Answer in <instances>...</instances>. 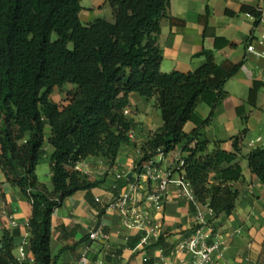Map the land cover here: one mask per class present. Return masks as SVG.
Instances as JSON below:
<instances>
[{
	"label": "trees",
	"instance_id": "obj_1",
	"mask_svg": "<svg viewBox=\"0 0 264 264\" xmlns=\"http://www.w3.org/2000/svg\"><path fill=\"white\" fill-rule=\"evenodd\" d=\"M105 1L112 20L98 17L83 24L79 0H0V170L30 206L27 248L33 258L25 262L15 257L17 234L4 231L0 264H55L56 256L49 250L51 214L66 197L94 185L75 169L78 162L100 155L112 165L121 147L130 143L133 122L124 114L130 107V93L153 99L161 119L140 145L137 166L182 144L181 150L187 152L185 178L195 198L208 201L215 216L234 208L237 190L231 183L241 177L239 164L233 162L236 155L217 144L203 154L209 141L198 139L197 128L209 122L226 96L225 81L238 71L242 60L216 63L211 51L202 50L199 54L205 60L196 69L161 72L160 21L182 23L169 15V0ZM240 11L252 15L254 24L259 22L256 8L241 5ZM208 15L206 10L199 17L205 30ZM227 43L214 36L215 47ZM65 84L72 89L66 102L59 104L50 94ZM261 87L264 83L254 81L248 91L253 107ZM199 103L210 109L205 118L195 112ZM236 112L245 123L243 109L238 107ZM188 121L197 127L190 134L183 131ZM47 127L51 191L34 172ZM245 132L244 127L233 138L235 151ZM246 159L264 186V148L251 150ZM213 173L217 178L210 181Z\"/></svg>",
	"mask_w": 264,
	"mask_h": 264
},
{
	"label": "crops",
	"instance_id": "obj_2",
	"mask_svg": "<svg viewBox=\"0 0 264 264\" xmlns=\"http://www.w3.org/2000/svg\"><path fill=\"white\" fill-rule=\"evenodd\" d=\"M79 2L82 8L78 16L83 24L98 18V12L107 3L105 0ZM257 2L169 0V15L182 23L170 24L168 19L163 18L157 35L161 72L196 69L205 60L199 54L202 50L211 51L216 63L224 60L237 63L242 60L238 71L225 81L223 88L226 96L215 106L209 122L199 128L189 121L183 126L187 134L197 128L198 139L209 141L203 154L210 152L214 144L226 152L235 153L233 162L239 164L241 177L231 183L237 190L233 210L229 214L209 215L208 201L187 200L178 195V187L171 183L167 186L166 199L160 206L147 203L142 207L149 216L148 228L152 229V233L141 243L144 230L123 225L118 211L107 208L110 200L128 192L131 182H138L143 190H150L156 184L140 176L144 162L139 167L137 162L140 158L139 147L147 140L149 133L161 125V121H158L160 116L158 109L149 105L144 97L130 93L128 117L133 122L130 143L121 147L112 165L100 155L88 156L78 162L75 169L94 185L89 190L76 191L66 197L51 214L49 250L52 257L56 256L55 264H76L82 254L88 256L90 264L96 261L103 264H153L156 261L179 264L181 258L185 259L183 264H190L188 255L175 254L173 249L200 226L196 220L198 212L203 213L211 230L207 243L221 242L224 261L228 264H264V186L251 173L246 159L251 150L264 148V87L258 90L254 107L247 100L253 82L264 83V42L256 41L264 35V21L254 24L252 15L240 11L241 5L256 8ZM206 10L209 15L205 30L199 17ZM226 10L232 13L228 14ZM214 36L222 37L228 43L215 47ZM247 39L253 42V51L246 50ZM53 101L57 102L56 98ZM238 107L247 114L245 123L236 112ZM209 110L204 103H199L195 108L201 118H205ZM244 127L246 132L235 151L233 138ZM47 136L48 132L41 147L43 158L40 156L34 172L37 180L51 191L49 157L52 147L47 143ZM181 145L163 155L162 160L157 159L155 166L160 172L171 168L176 159L187 156V152L181 150ZM41 162L46 168H39ZM177 174V171H173L172 177L175 178ZM216 178L217 175L213 173L209 179L214 181ZM29 211L30 206L20 190L6 182L0 170V237L4 231L16 232L13 254L17 258L19 246L29 238ZM95 226H100V230L109 235L106 242L88 238L89 230ZM25 251L31 256L27 246ZM213 257L212 264H219L216 254Z\"/></svg>",
	"mask_w": 264,
	"mask_h": 264
},
{
	"label": "built area",
	"instance_id": "obj_3",
	"mask_svg": "<svg viewBox=\"0 0 264 264\" xmlns=\"http://www.w3.org/2000/svg\"><path fill=\"white\" fill-rule=\"evenodd\" d=\"M256 10L259 13L258 20L264 21V0H258ZM256 41L258 43H263L264 35H261ZM245 47L247 51H253V42L251 40L248 41ZM124 114H128L127 108L124 109ZM162 158L163 154L159 153L150 160L145 161L140 169V176L143 177L144 180L156 182L154 188L143 190L138 182H131L128 186V192L113 198L106 205L107 208L118 211L123 225L144 230L145 236L141 239V243H144L148 235L152 233V229L148 228V223L150 221L149 216L143 211L142 207L146 206L147 203L154 207L160 206L163 200L166 199L167 186L169 184H176L179 196L187 200L196 199L189 181L185 178L183 169L184 158L176 159L171 168H166L160 172L155 164L157 159L162 160ZM173 171L178 172L175 178L172 177ZM208 213L209 215H213L210 208L208 209ZM196 220L200 226L197 227L188 238L178 243L177 246L174 247L173 252L175 254L183 253L188 255L190 264H212L214 261V254H216L219 264H228L223 259L221 242L216 240L211 244L207 243L211 235V230L207 227V222L204 219L203 213L198 212ZM12 224H14V222H12ZM87 236L91 241L102 240L106 242L109 238L108 234L100 230V226H95L89 230ZM27 245L28 241L24 240L19 246L18 259L25 262H32V256H28L25 251V246ZM184 260V258L179 259V264H183ZM76 264H90V260L86 254H82ZM94 264L103 263L101 261H96ZM153 264H161V262L156 261Z\"/></svg>",
	"mask_w": 264,
	"mask_h": 264
},
{
	"label": "rangeland",
	"instance_id": "obj_4",
	"mask_svg": "<svg viewBox=\"0 0 264 264\" xmlns=\"http://www.w3.org/2000/svg\"><path fill=\"white\" fill-rule=\"evenodd\" d=\"M98 17H101V18H104V19H106V20H109V4L108 3H106L105 4V7H103V8H101L100 9V11L98 12ZM72 89V86L70 85V84H65V85H63L61 88H54V90L51 92V94H50V98L53 100V99H55L56 98V100H57V102L59 103V104H61L62 102L63 103H65L66 101H65V97H66V93H67V91H69V90H71ZM60 98H59V97ZM55 97V98H54ZM59 98V99H58ZM147 101V103L149 104V105H151L153 108H154V105H153V100H151V99H148V100H146ZM128 114H129V108H128ZM127 114V115H128ZM157 114H159V111L157 110ZM158 121L160 122L161 120H160V117H158ZM48 132V127L45 129V133H47ZM46 144V143H45ZM43 158V156H41V159ZM43 162V161H42ZM40 163V165H39V168H41L42 166H44V168H46L45 167V164H43V163Z\"/></svg>",
	"mask_w": 264,
	"mask_h": 264
}]
</instances>
